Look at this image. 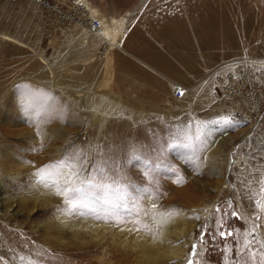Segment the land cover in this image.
Masks as SVG:
<instances>
[{"label":"rangeland","instance_id":"1","mask_svg":"<svg viewBox=\"0 0 264 264\" xmlns=\"http://www.w3.org/2000/svg\"><path fill=\"white\" fill-rule=\"evenodd\" d=\"M55 1L62 7L82 5L88 19L99 21L100 31L88 34L74 28L47 35L46 13L34 0H0V154L5 156L0 160L9 169L22 164L1 174L7 193L15 197L33 184L41 186L33 173L75 152L85 154V170L107 159L128 181L142 185L143 166L139 161L128 162L134 148L154 158L160 144L181 124L231 114L235 126L213 132L199 153L198 169L183 154L170 152L163 157L166 166L154 173L156 183L148 200L141 199L139 207L130 199L126 207L98 211L99 219L104 216L113 222L124 217L118 224L122 227L139 220L136 232L153 239L161 223L175 220L185 234L178 238L171 234L164 249H175L178 256L150 264H188L189 259L195 264L258 263L260 255L264 258V210L256 205L257 200L264 203L260 192L264 181V0H199L213 6L208 14L223 16L214 43L201 48H196L192 34L196 0H183L181 28L190 37L181 36L187 43L181 59L166 50L171 46L150 51L142 44H128L126 37L132 36H125L127 30L145 31L138 36L140 41L154 43L140 20L130 27L134 4L129 3L139 0H121L125 6L117 10L110 7L113 0H97V10L90 5L93 0ZM83 40L84 49H79ZM73 52L74 58L57 65L62 54ZM196 53L203 56L202 61H195ZM154 59L166 67H154ZM61 79H72L75 84L66 85L71 88L93 85L94 96H108L117 109L93 120L91 110L80 104L84 93L69 91L59 84ZM19 85L56 98L55 108L42 117L49 122L41 125V136L25 114ZM178 86L184 90L179 100L174 98ZM169 167L176 169L175 175ZM14 173L20 174L16 180L6 176L15 177ZM78 213L97 222V211L91 208ZM229 230L232 236H220V231ZM95 249L94 263L97 256L101 263L115 261L109 252L103 256ZM135 261L133 257L129 263Z\"/></svg>","mask_w":264,"mask_h":264},{"label":"bare ground","instance_id":"2","mask_svg":"<svg viewBox=\"0 0 264 264\" xmlns=\"http://www.w3.org/2000/svg\"><path fill=\"white\" fill-rule=\"evenodd\" d=\"M194 4V12L191 13L195 22L193 28L195 31L192 33L195 37L194 44L196 48L208 47L214 43L213 35L216 30L218 31L220 23L221 27L223 26V16L219 14L213 17L208 14L209 8L213 6H209L207 2L196 0ZM85 44L84 40L81 41L79 49H84ZM73 55L74 52L62 54V61L57 65L64 64L66 60L72 59ZM202 58L203 56H198L196 53L195 61H202ZM58 82L71 92L84 93L80 104L91 110L93 120L101 113H111L117 109L115 102L108 96L95 97L93 85L79 89L66 86L75 84L72 79H61ZM2 90L3 85L0 83V102ZM1 157L5 159L3 154H0ZM4 161L0 160V176L11 171V167L15 169L22 165L12 164L9 169ZM6 176L16 180L20 174L17 173L15 177ZM22 187L23 185L20 184V188ZM62 208L65 210L67 208L63 199L54 195L50 188L33 184L23 191L22 195L14 197L7 193L0 180V258H2L0 264H21L20 257L26 260L31 257L33 264H96L92 259V253L96 251L95 246H97V254L103 253L104 256L109 252L112 258H115L114 262L110 259L101 263L97 256V264H128L133 257L137 264H150L178 256L175 249H164L166 239L171 234L176 238L185 234L184 229L176 226L175 220L168 225L161 223L158 237L153 239L147 234L136 232V228L141 225L139 220L131 226L122 227L118 224L123 223L124 217L112 222L103 219L104 216L99 219L101 216L97 211V222H95L90 218H80L79 213L65 214L61 212ZM41 219H45L44 222H40ZM151 223L154 224L153 221ZM188 230L190 234V228ZM93 243L95 246L92 245ZM98 249H102V252ZM256 264H264L261 255Z\"/></svg>","mask_w":264,"mask_h":264},{"label":"snow or ice","instance_id":"3","mask_svg":"<svg viewBox=\"0 0 264 264\" xmlns=\"http://www.w3.org/2000/svg\"><path fill=\"white\" fill-rule=\"evenodd\" d=\"M18 91L30 124L36 127V135L41 136V125L49 122L47 118L42 119V117L55 108L56 98L50 93L33 89L28 85H19ZM235 123V117L228 114L211 120L181 124L169 134L165 143L160 144L154 158L138 153L134 148L128 162L139 161L143 166L141 175L145 178V183L142 185L128 181L121 170L116 168L115 162L109 165L107 159L102 158L91 169L85 170L83 162L86 157L83 152L66 155L58 163L39 169L33 173V177L36 184L53 189L54 193L63 199L67 208L61 211L65 214H78L82 208H91L93 211H115L126 207L130 199L139 207L141 199H147L152 195L150 189L156 183L154 173L162 166H166L164 156L173 151L183 154L198 169L199 153L209 144L213 132L234 127ZM168 171L176 174L175 168L169 167ZM260 192L264 193V181L261 182ZM256 205L264 210V203L257 200ZM155 206L153 203V207ZM216 211L219 212L220 209L217 208ZM232 215L237 216V213L233 211ZM195 218L199 219V217ZM219 234L222 238H226L232 236L233 232L220 231ZM247 244L246 240V247ZM195 247L193 245L194 251L191 254L193 257L196 255ZM19 259L21 264H33L31 257L27 260L24 257ZM188 264L195 262L189 259Z\"/></svg>","mask_w":264,"mask_h":264},{"label":"crops","instance_id":"4","mask_svg":"<svg viewBox=\"0 0 264 264\" xmlns=\"http://www.w3.org/2000/svg\"><path fill=\"white\" fill-rule=\"evenodd\" d=\"M113 3L114 5L112 4L113 6H110L111 9L115 8L117 10L123 5L121 0H113ZM182 3L183 0H139L131 4L129 3V5L134 4L132 9L133 16L130 19V27L137 25L133 24L135 20H140L139 22L142 23L147 30L146 34L153 38L152 41L154 40V43H152L151 40H144V38L140 41L141 39H139L138 36L144 34L145 31L141 32L137 30L136 32H131L127 30L124 31L126 34L125 36H132L131 38L126 37L128 44H142L143 46H148L150 51L161 50V46H171L166 48V50L178 53V59H181L182 46L183 44H187L182 42L181 36H189L190 34L184 32L181 28ZM90 5L97 10V0H93ZM133 35L137 36L133 37ZM155 45L158 47H155ZM151 65L154 67H166L161 60L155 59Z\"/></svg>","mask_w":264,"mask_h":264},{"label":"built area","instance_id":"5","mask_svg":"<svg viewBox=\"0 0 264 264\" xmlns=\"http://www.w3.org/2000/svg\"><path fill=\"white\" fill-rule=\"evenodd\" d=\"M16 2L18 0H5ZM46 13L45 33L51 35L54 32H69L74 28L80 29L83 33L97 34L100 31L98 20L87 18L82 5L68 4V7H62L55 0H34ZM182 93V94H181ZM184 90L179 86L174 90V98L181 99Z\"/></svg>","mask_w":264,"mask_h":264}]
</instances>
